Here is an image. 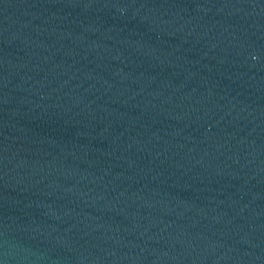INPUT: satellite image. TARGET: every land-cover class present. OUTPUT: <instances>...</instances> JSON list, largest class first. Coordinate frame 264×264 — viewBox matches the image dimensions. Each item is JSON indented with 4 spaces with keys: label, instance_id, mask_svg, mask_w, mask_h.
<instances>
[{
    "label": "water",
    "instance_id": "water-1",
    "mask_svg": "<svg viewBox=\"0 0 264 264\" xmlns=\"http://www.w3.org/2000/svg\"><path fill=\"white\" fill-rule=\"evenodd\" d=\"M0 264H264V0H0Z\"/></svg>",
    "mask_w": 264,
    "mask_h": 264
}]
</instances>
